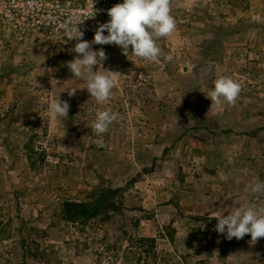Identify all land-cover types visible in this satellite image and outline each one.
I'll return each mask as SVG.
<instances>
[{
    "label": "rangeland",
    "instance_id": "374dc122",
    "mask_svg": "<svg viewBox=\"0 0 264 264\" xmlns=\"http://www.w3.org/2000/svg\"><path fill=\"white\" fill-rule=\"evenodd\" d=\"M171 15L157 62L108 45L105 104L46 38L0 33V264H264V237L215 230L264 182V0H171ZM219 76L241 85L234 104L206 97ZM58 96L68 116L43 109ZM105 109L118 119L98 135Z\"/></svg>",
    "mask_w": 264,
    "mask_h": 264
},
{
    "label": "clouds",
    "instance_id": "9594fccd",
    "mask_svg": "<svg viewBox=\"0 0 264 264\" xmlns=\"http://www.w3.org/2000/svg\"><path fill=\"white\" fill-rule=\"evenodd\" d=\"M107 13L110 19L98 26L91 42L83 39V32L77 27L79 23L73 22L76 23L74 29L65 26L68 32L66 37L69 40H77L71 49L77 56L65 62V66L72 77L86 81L84 88L97 104H105L110 99L117 81L114 75L93 70L94 66L101 65L107 59L103 49L93 50V44L117 45L126 56L131 46V53L134 56L157 62L163 53L156 41L169 37L176 28L175 19L171 15V0H123L122 3L109 8ZM94 15L93 11L89 17ZM105 31L107 35L104 34ZM165 58L172 59L171 56ZM65 89L68 90L69 96L75 95L77 90L76 87ZM240 91L241 85L238 82L227 76H219L214 81V88L206 97L211 100V105L220 106L222 100L234 104ZM42 107L57 117H64L68 116L70 105L58 96L54 102L43 101ZM117 119L118 115L111 109L101 110L97 112L90 127L100 135L106 133ZM103 143L102 138L96 141L98 147H102ZM230 198L232 210L227 215L215 217L217 220L215 230L229 240L242 239L246 234H250V243L255 244L264 237V203L261 202V198H264V182H249L243 189V196L236 195ZM245 200L248 202H242Z\"/></svg>",
    "mask_w": 264,
    "mask_h": 264
},
{
    "label": "built area",
    "instance_id": "2783aa9c",
    "mask_svg": "<svg viewBox=\"0 0 264 264\" xmlns=\"http://www.w3.org/2000/svg\"><path fill=\"white\" fill-rule=\"evenodd\" d=\"M123 0H0V33L18 37L29 34L43 36L66 59H74L72 52L77 40H69L65 28L83 32V39L91 42L98 26L110 17L107 10ZM93 17H89L92 13ZM76 22V23H73ZM107 35V31L104 32ZM109 44H93V50L106 49Z\"/></svg>",
    "mask_w": 264,
    "mask_h": 264
},
{
    "label": "water",
    "instance_id": "95a60500",
    "mask_svg": "<svg viewBox=\"0 0 264 264\" xmlns=\"http://www.w3.org/2000/svg\"><path fill=\"white\" fill-rule=\"evenodd\" d=\"M64 206L67 216H72L74 212L79 208V205L74 202H66Z\"/></svg>",
    "mask_w": 264,
    "mask_h": 264
},
{
    "label": "trees",
    "instance_id": "16d2710c",
    "mask_svg": "<svg viewBox=\"0 0 264 264\" xmlns=\"http://www.w3.org/2000/svg\"><path fill=\"white\" fill-rule=\"evenodd\" d=\"M79 205V211L86 215H93L95 212H97V206L88 208L85 204H78Z\"/></svg>",
    "mask_w": 264,
    "mask_h": 264
}]
</instances>
